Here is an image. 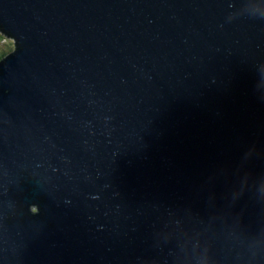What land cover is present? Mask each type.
Wrapping results in <instances>:
<instances>
[{"label": "water", "instance_id": "95a60500", "mask_svg": "<svg viewBox=\"0 0 264 264\" xmlns=\"http://www.w3.org/2000/svg\"><path fill=\"white\" fill-rule=\"evenodd\" d=\"M0 31V264H264V0H0Z\"/></svg>", "mask_w": 264, "mask_h": 264}, {"label": "rangeland", "instance_id": "374dc122", "mask_svg": "<svg viewBox=\"0 0 264 264\" xmlns=\"http://www.w3.org/2000/svg\"><path fill=\"white\" fill-rule=\"evenodd\" d=\"M0 37H5L4 39H0V52L5 50L6 48H8L7 50H13L14 48V43H13V39L11 37H8L7 35H4L2 32H0ZM8 41H10L11 43L9 44Z\"/></svg>", "mask_w": 264, "mask_h": 264}, {"label": "flooded vegetation", "instance_id": "af4514ba", "mask_svg": "<svg viewBox=\"0 0 264 264\" xmlns=\"http://www.w3.org/2000/svg\"><path fill=\"white\" fill-rule=\"evenodd\" d=\"M26 206L31 212L37 211V202L35 200L26 201Z\"/></svg>", "mask_w": 264, "mask_h": 264}, {"label": "trees", "instance_id": "16d2710c", "mask_svg": "<svg viewBox=\"0 0 264 264\" xmlns=\"http://www.w3.org/2000/svg\"><path fill=\"white\" fill-rule=\"evenodd\" d=\"M1 32V31H0ZM3 33V32H2ZM4 34V33H3ZM5 35V34H4ZM3 39L5 40V37H3ZM9 48V47H8ZM8 48H6L5 50H3V51H1L0 52V60L2 59V58H4L9 52H11L12 50H7Z\"/></svg>", "mask_w": 264, "mask_h": 264}, {"label": "snow or ice", "instance_id": "6c2138e0", "mask_svg": "<svg viewBox=\"0 0 264 264\" xmlns=\"http://www.w3.org/2000/svg\"><path fill=\"white\" fill-rule=\"evenodd\" d=\"M0 39H3L2 37H0ZM8 43L10 44L11 42L10 41H8Z\"/></svg>", "mask_w": 264, "mask_h": 264}]
</instances>
